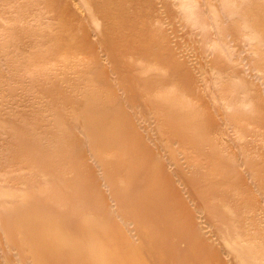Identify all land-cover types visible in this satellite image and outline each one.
Listing matches in <instances>:
<instances>
[{
    "label": "rangeland",
    "instance_id": "rangeland-1",
    "mask_svg": "<svg viewBox=\"0 0 264 264\" xmlns=\"http://www.w3.org/2000/svg\"><path fill=\"white\" fill-rule=\"evenodd\" d=\"M29 214L67 255L264 264V0H0V264L45 257Z\"/></svg>",
    "mask_w": 264,
    "mask_h": 264
},
{
    "label": "bare ground",
    "instance_id": "bare-ground-1",
    "mask_svg": "<svg viewBox=\"0 0 264 264\" xmlns=\"http://www.w3.org/2000/svg\"><path fill=\"white\" fill-rule=\"evenodd\" d=\"M19 219H20V217H19ZM28 221L30 223H28L27 226L29 224H30V226H33V228H31L32 231L29 233L30 237L36 238L38 233H41L42 237H43L44 243L42 244V247L40 249H37V250H40L39 252H42L45 255V257L43 258V260H41V262L39 264H46L47 262L48 263L51 262V263H55V264H58V263H65V264H149L147 258H145L141 254L139 249L133 247L132 244L128 243V242L126 244V247H124V249L122 250V256L121 255L119 256L118 253L115 252L116 251L114 249L115 247L109 248V249L106 248V249H103V251H99V250H97L95 243L92 244L91 247L86 248V249H82L79 246L80 244L79 245L77 244L78 250H75L72 254H69V255L64 254V247L66 246L67 242L65 240H63V238L57 237V238L51 239L50 235L41 231V229L39 228L40 224L38 222L34 221L32 214L28 215ZM21 222H23V221H21ZM41 223H42V220H41ZM56 223H57V221H56ZM23 230H25V229H23ZM103 233L105 234V232H103ZM24 236L26 237V234ZM40 238H41V236H40ZM71 239H72V235H71ZM84 241H82V242H84ZM36 253H38V252L36 251Z\"/></svg>",
    "mask_w": 264,
    "mask_h": 264
}]
</instances>
